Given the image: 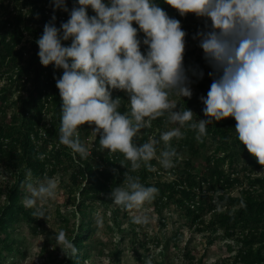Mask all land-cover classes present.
<instances>
[{
	"label": "clouds",
	"instance_id": "clouds-1",
	"mask_svg": "<svg viewBox=\"0 0 264 264\" xmlns=\"http://www.w3.org/2000/svg\"><path fill=\"white\" fill-rule=\"evenodd\" d=\"M164 2L181 17L192 14L204 19V28L193 39L212 68L207 96L200 97L207 119L195 121L192 110L177 111V103L170 99L193 95L184 67L187 33L180 20L170 17L154 0H78V7L70 12L66 0H53L54 10L69 12V19L57 28L53 15L36 41L41 64L63 70L56 80L62 100L59 144L87 159L91 153L81 142L79 129L94 125L92 133L99 135L100 150L123 154L130 169L123 185L113 188L111 199L137 213L131 217L136 225L150 223L141 210L155 200L159 189L146 186L131 173L142 166L156 171L153 160L165 170L173 168L178 152L171 141L184 138L181 129L185 126L202 142L209 124L234 118L238 140L264 166V0ZM89 8L95 15L89 16ZM139 32L145 37L146 54L141 51ZM192 71L203 78V71ZM112 90L126 93L128 111L119 110L122 99H114ZM165 116L179 127L161 133L159 140L133 142L142 129H150L153 121ZM161 141L164 147L158 154ZM57 189V180L47 173L36 185H27L30 195L24 203L35 209V218H45L43 206L56 198ZM96 223L102 226L103 219L98 217ZM55 239L65 256H76L78 249L65 230L56 233ZM145 264H152L151 259Z\"/></svg>",
	"mask_w": 264,
	"mask_h": 264
},
{
	"label": "trees",
	"instance_id": "trees-1",
	"mask_svg": "<svg viewBox=\"0 0 264 264\" xmlns=\"http://www.w3.org/2000/svg\"><path fill=\"white\" fill-rule=\"evenodd\" d=\"M4 1L0 0V81L5 80L0 86V164L6 167L9 177L5 188L0 189V195L3 194L5 198L0 204V264H15L10 259L22 253L19 241L13 236L20 223H25L32 232L43 227V219L32 215L35 209L26 207L21 200L22 173L26 171L32 178H41L45 173L49 177L57 172L67 174L66 191L71 195L69 203L75 208V213L79 214V220L73 229L69 228L66 219H62L63 230L73 240L78 252L71 258L65 256L56 243L55 235L52 240L46 239L42 248L45 250L48 244H53L62 255L54 264H90V246L96 243L88 242L95 229L92 225L95 201L104 204L113 202L111 192L113 188L123 185L130 162L119 152L110 153L106 149L101 151L99 135H94L89 148L85 137L80 135L81 142L91 153L87 159H82L79 154L59 144L62 100L56 80L62 76L63 70L56 69L52 64L47 67L41 64L36 41L42 36L44 25L51 22L53 15L56 16L55 26L59 28L62 22L69 19L71 9L68 8L69 12L54 10L53 0H13V7L7 9ZM154 2L170 17L182 22L181 27L187 33L186 45L191 43V36L204 28L203 18L192 14L181 17L164 0ZM68 3L69 0H66ZM89 15H95L91 8ZM188 16L191 25L185 23ZM133 26L138 28L136 24ZM26 34H31L29 39H25ZM144 38V34L139 32L141 51L146 54L147 46L142 43ZM63 43L69 45L71 41ZM195 45H199L198 40H195ZM198 50L196 55L194 50H185L184 67L186 74L195 79V91L191 99L184 97L177 103L176 109L192 110L195 121L207 119L202 111L205 105L200 97L207 96L212 83L209 75H204L202 79L193 75L192 70L203 71L205 74L204 53L200 47ZM18 89H24V94L9 100L14 90ZM112 96L114 99H122L119 109L122 113L128 111V96L125 92L112 90ZM10 103L15 106L12 115L7 114ZM168 124L166 116L158 118L153 121L150 129H142L133 142L142 144L150 138L159 140L161 133L167 131ZM235 125L236 121L232 117L213 121L207 126V135L202 138V142L195 139L194 130L185 126L181 129L184 138L176 141L173 138L171 141L178 152L173 168L165 170L153 160L151 163L156 171L149 172L142 166L131 174L139 176L141 183L146 186L159 189V194L151 203L158 215L163 208L173 204L175 211L190 228L195 226L199 232L208 231L205 240L207 244H213L217 239L224 240V248L233 252L230 255L233 264H264V175H252L262 165L238 140ZM79 131L87 137L88 125L81 126ZM206 145L213 146L210 152L202 150L206 149ZM163 147L161 141L157 145L158 154ZM40 156L44 158L41 160ZM166 173L172 177L161 179ZM243 179L246 187L242 186ZM236 185L239 186L238 195L232 196L230 191ZM218 205L222 209H217ZM207 212L211 214L206 220L204 214ZM117 213V209L112 210V219L117 229L123 231L117 221ZM135 226L130 221L131 244L136 243L142 248L139 251L134 247L135 260L145 264L150 259L149 247L145 239L138 237ZM181 238L180 232L174 231L169 239L177 247V241ZM167 243L168 240L164 246ZM191 251L188 246L184 247L182 255L187 259L185 264H194ZM151 261L152 264H163L162 261Z\"/></svg>",
	"mask_w": 264,
	"mask_h": 264
},
{
	"label": "rangeland",
	"instance_id": "rangeland-1",
	"mask_svg": "<svg viewBox=\"0 0 264 264\" xmlns=\"http://www.w3.org/2000/svg\"><path fill=\"white\" fill-rule=\"evenodd\" d=\"M6 8L9 9L13 7V0H5ZM74 6L78 7V0H69L67 7L72 9ZM90 9V8H89ZM88 9V14H89ZM5 15V13H3ZM90 16V15H89ZM181 22V21H180ZM191 18L185 20L187 25H191ZM182 23V22H181ZM186 32V31H185ZM31 34H26L25 39H29ZM199 45H195V39L191 36V43L186 45L185 50H194V55L198 54ZM212 71V68L206 62L205 64V74L208 75ZM189 77V76H188ZM191 80L190 87L192 92L195 91V79L189 77ZM5 83V80L0 81V86ZM29 84V83H28ZM25 87H27V85ZM25 89V88H24ZM24 89L14 90L11 99L19 94H24ZM184 97L171 96L170 99L174 100L176 103H179L183 100ZM128 106V101L126 102ZM15 112V106L10 103L7 108V114L12 115ZM46 114V118H48ZM196 120V119H195ZM179 127L178 124L169 123L166 128L167 131L172 128ZM94 125L89 126V135L84 136V132H80L81 137H85L87 147L89 148L92 145L94 135L92 130ZM176 141V139H175ZM213 148L212 145H206V149L202 148L204 152H210ZM186 155V153H184ZM197 160V159H196ZM241 175V174H240ZM252 175H264V166L259 168ZM23 181L21 183V200L24 203L26 197L30 194L27 190L28 184L36 185L40 182L43 177L32 178L30 174L26 171L22 173ZM9 177V172L0 164V189H4L7 184ZM54 177L58 182L57 196L54 200H49L43 207L45 209V218L43 219V227L32 232L30 227L25 223H20L18 230L14 233V238L17 239L18 245L21 249V254H15L12 256L10 261H13L15 264H54L59 260L62 255L55 249L53 244H48L47 249H43V244L46 242V239H53V236L58 233L60 230H63L64 220H67L69 228L75 229L79 214L75 213V208L69 203V198L71 195L66 191V183L68 182L67 174H61L60 172L55 173ZM168 173L163 175L161 179L166 180L171 178ZM244 180V179H243ZM206 186V185H205ZM242 186L246 187L247 184L245 180L242 182ZM239 186L236 185L230 191V195H238ZM75 194V198H77ZM5 201L4 195H0V204ZM117 209V221L119 226L123 231H119L117 224L112 219V210ZM217 209H222L221 206H217ZM144 214L148 215L150 218V223L148 225H136L134 227L135 231L138 233V237L145 239L147 241L146 246L149 247L148 254L150 259H153L156 262L162 261L163 264H185L187 259L182 255L184 247L188 246L194 255V264H233L231 262L230 255L233 252H228L224 248V240L217 239L213 244L206 243V236L208 231L199 232L196 230L195 226L190 228L185 219L175 211L174 205L170 204L167 207L163 208L160 215H158L152 208L151 204H146L141 210ZM126 213L123 216V213ZM137 214L135 211H127L121 206L115 205L113 202L104 204L102 202L95 201L93 212H92V225L95 227L91 237L88 239V242L96 241L95 244L90 246V264H142L135 260L134 247L138 248L139 251H142L141 246L134 243L131 244V234H130V221L131 217ZM211 214V213H210ZM209 212L204 214V218L207 220L210 216ZM103 219V225L98 226L96 221L97 218ZM165 224L162 225L161 223ZM174 231H179L180 236L182 237L177 241V247L172 243L173 241L169 238L173 235ZM219 233V232H218ZM52 237V238H51ZM168 240L166 246L165 242ZM86 242V243H88ZM90 245V244H89ZM118 250V251H117Z\"/></svg>",
	"mask_w": 264,
	"mask_h": 264
}]
</instances>
